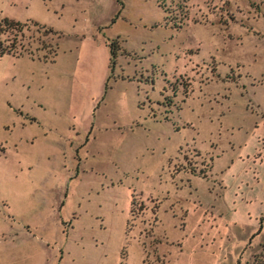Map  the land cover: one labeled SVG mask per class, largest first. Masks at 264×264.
<instances>
[{
    "label": "rangeland",
    "instance_id": "rangeland-1",
    "mask_svg": "<svg viewBox=\"0 0 264 264\" xmlns=\"http://www.w3.org/2000/svg\"><path fill=\"white\" fill-rule=\"evenodd\" d=\"M2 17L29 27L0 55V264H261L264 0Z\"/></svg>",
    "mask_w": 264,
    "mask_h": 264
},
{
    "label": "trees",
    "instance_id": "trees-1",
    "mask_svg": "<svg viewBox=\"0 0 264 264\" xmlns=\"http://www.w3.org/2000/svg\"><path fill=\"white\" fill-rule=\"evenodd\" d=\"M34 26H37L39 29H43L45 34H52L57 36V40L55 41L54 44L48 43L45 41H40V45L44 49H50L51 52L56 56L57 55V48L59 46V41L62 38V35L57 32V30L53 29V27H48L46 25H41L38 21L33 22ZM25 27H29L28 23H23L20 20H14V19H9V18H0V55H5V54H10L14 56H21L20 50L18 49V42L19 40V35H23V30ZM110 47L111 50V65L110 68L112 69V64L114 62V58L116 56V46L112 42ZM23 45H20V49L24 51V48H22ZM24 47V46H23ZM259 258L257 255L256 259V254H254V258L256 260H259L261 264H264V236L262 241L259 244Z\"/></svg>",
    "mask_w": 264,
    "mask_h": 264
}]
</instances>
